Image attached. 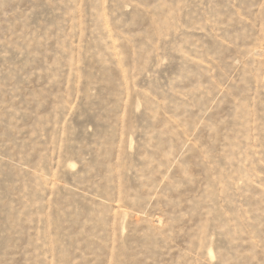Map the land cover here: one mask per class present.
I'll return each mask as SVG.
<instances>
[{
  "label": "rangeland",
  "instance_id": "1",
  "mask_svg": "<svg viewBox=\"0 0 264 264\" xmlns=\"http://www.w3.org/2000/svg\"><path fill=\"white\" fill-rule=\"evenodd\" d=\"M0 264H264V0H0Z\"/></svg>",
  "mask_w": 264,
  "mask_h": 264
}]
</instances>
